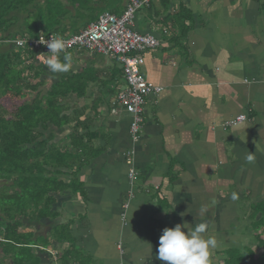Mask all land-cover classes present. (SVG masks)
Here are the masks:
<instances>
[{"label":"crops","instance_id":"obj_1","mask_svg":"<svg viewBox=\"0 0 264 264\" xmlns=\"http://www.w3.org/2000/svg\"><path fill=\"white\" fill-rule=\"evenodd\" d=\"M173 1L166 11L152 0L135 19L138 31L159 40L141 56L140 73L163 87L146 98L138 139L129 134L130 115L112 105L123 77H110L92 128L101 151L79 172L83 194L61 209L92 264H167L156 259L159 237L184 222L207 223L205 238L218 242L212 264H264V0H180L191 13L180 37L174 23H163L177 8ZM70 51V71L90 59L121 68L101 55ZM86 93L80 105L88 112L96 88L87 85ZM239 114L242 122L224 125ZM128 153L137 172L132 187Z\"/></svg>","mask_w":264,"mask_h":264},{"label":"trees","instance_id":"obj_2","mask_svg":"<svg viewBox=\"0 0 264 264\" xmlns=\"http://www.w3.org/2000/svg\"><path fill=\"white\" fill-rule=\"evenodd\" d=\"M66 1L72 9L64 6L53 16L33 12L44 3L51 9L48 0H0V40L76 34L96 19L95 7L104 0ZM172 3L158 0L166 11ZM151 5L152 0L143 9ZM175 9L163 23L184 26L191 13L180 0ZM52 17L61 23L52 24ZM36 53L0 46V264H92L61 206L83 194L79 172L101 151L93 146L92 128L106 102L102 93L110 77L120 78L122 67L102 68L90 59L85 68L53 74L35 60ZM87 85L96 88L88 112L80 105L88 98ZM63 131L68 132L61 137Z\"/></svg>","mask_w":264,"mask_h":264},{"label":"built area","instance_id":"obj_3","mask_svg":"<svg viewBox=\"0 0 264 264\" xmlns=\"http://www.w3.org/2000/svg\"><path fill=\"white\" fill-rule=\"evenodd\" d=\"M150 1L123 0L124 7L121 13L102 12L78 33L63 37L66 41L65 53L72 49L83 50L88 54L101 55L109 60L119 62L122 67L124 86L116 95L112 105L123 109L130 115L131 122L128 130L131 139L134 141L138 139V133L142 126V114L146 98L150 95H158L163 90V87L147 81L140 73L141 56L159 46V40L155 35L135 30L136 13L144 6H148ZM40 35L37 38L24 37L14 40H0V46L7 44L16 49L35 50L37 51L35 60L45 64L40 54L48 56L50 50L46 45L38 43ZM50 37L51 35L44 36L45 40H50ZM244 119L245 116L239 114L233 119L227 120L224 125L234 126ZM125 161L128 165L129 185L132 187L136 181L137 172L134 169L131 153L126 155ZM130 196L131 194L128 198ZM129 201L122 205L124 211L128 208ZM118 249L120 250V247Z\"/></svg>","mask_w":264,"mask_h":264},{"label":"clouds","instance_id":"obj_4","mask_svg":"<svg viewBox=\"0 0 264 264\" xmlns=\"http://www.w3.org/2000/svg\"><path fill=\"white\" fill-rule=\"evenodd\" d=\"M38 43L46 45L50 50L48 56H40L51 73H66L71 70L72 55L65 53L66 41L63 37L51 35L50 40H45L44 36L40 35ZM253 158L251 153L247 157L249 161ZM232 198H237L235 193ZM206 210V207H201L200 212L204 213ZM183 215L182 213L181 216ZM207 229L208 225L204 222L195 226L184 222L172 228H164L159 237L156 259L167 264H212V253L217 249L218 242L214 236L205 238Z\"/></svg>","mask_w":264,"mask_h":264},{"label":"rangeland","instance_id":"obj_5","mask_svg":"<svg viewBox=\"0 0 264 264\" xmlns=\"http://www.w3.org/2000/svg\"><path fill=\"white\" fill-rule=\"evenodd\" d=\"M58 1H60V3H61V5H59L58 4V2H57V0H48V2L50 3V5H51V9H48L47 7H46V4L44 3V4H41V3H43V0H38V2H37V4H41L42 6H36L35 8H34V10H33V12H37L38 10H40V11H42L43 12V14L45 15V14H48V12H51L52 14H53V16H55L56 14H58V15H61L64 11H65V9L67 8V9H72V7L69 5V4H67V1L66 0H58ZM111 2V3H110ZM116 3H123V0H104L101 4H97V6L95 7V17L94 18H97L102 12H109L108 10L109 9H111L112 7H113V5L114 4H116ZM201 3H203V0H201L200 1V3L199 4H201ZM66 8H65V7ZM143 10V8H141L139 11H138V13H137V15L139 14V12L140 11H142ZM35 13L34 14H32V15H35ZM44 15H43V17H44ZM136 15V16H137ZM138 17H140V14L138 15ZM59 19V18H58ZM57 18L56 19H54V17H52L51 18V23L52 24H57V23H61V21L60 20H58ZM187 21V20H186ZM70 22V21H69ZM64 23H66L65 21H64ZM180 27H181V25H180ZM180 27L178 26V25H176L175 27H174V29L177 31V35H179V37L182 35L181 33H180ZM138 28V30L139 29H141V27H137ZM137 30V29H136ZM137 30V31H138ZM140 32V31H139ZM72 50H74V49H72ZM82 52H84V53H86V51H83L82 50ZM69 54H72V52H69ZM73 55V54H72ZM116 97V96H115ZM128 114V113H127ZM129 115V114H128ZM142 119L144 120V109H143V114H142ZM129 129V128H128ZM68 131H66V133H67ZM64 135V133L61 135V137ZM63 142H65V141H63ZM62 142V143H63ZM0 256H1V253H0Z\"/></svg>","mask_w":264,"mask_h":264}]
</instances>
